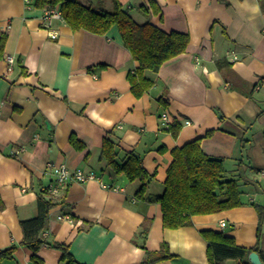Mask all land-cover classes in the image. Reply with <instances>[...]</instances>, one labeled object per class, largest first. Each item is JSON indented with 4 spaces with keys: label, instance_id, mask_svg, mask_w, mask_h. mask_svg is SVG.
I'll return each mask as SVG.
<instances>
[{
    "label": "crops",
    "instance_id": "crops-1",
    "mask_svg": "<svg viewBox=\"0 0 264 264\" xmlns=\"http://www.w3.org/2000/svg\"><path fill=\"white\" fill-rule=\"evenodd\" d=\"M78 1L106 10L117 1L135 22L186 33L189 42L157 71L145 70L154 83L136 96L127 73L138 62L116 26L95 34L52 19V38L46 6L0 0V249L15 246L13 258L0 264H36L33 254L41 264H67L58 247L33 251L22 244L21 221L38 215L37 196L45 192L55 205L40 237L64 244L70 264H141L161 242L173 257L149 264H211L202 234L209 229L246 248L258 243L264 263V218L259 230L256 207H264V0ZM7 54L15 59L12 70ZM163 112L168 124H161ZM174 121L181 128L176 137L167 130ZM105 135L115 142L118 162L132 151L141 155L153 174L145 194L156 196L170 150L200 138L205 154L222 159L226 178L238 180L243 203L164 228L159 203L136 197L140 182L101 157ZM48 162L94 171L119 189L88 180L53 194Z\"/></svg>",
    "mask_w": 264,
    "mask_h": 264
},
{
    "label": "trees",
    "instance_id": "trees-1",
    "mask_svg": "<svg viewBox=\"0 0 264 264\" xmlns=\"http://www.w3.org/2000/svg\"><path fill=\"white\" fill-rule=\"evenodd\" d=\"M33 4L35 7L58 6L63 20L72 29L83 28L95 34H103L111 26H116L123 45L138 62V66L127 73L131 90L136 96L141 95L154 83L144 76L145 70L157 71L164 61L184 52L189 42L186 33L165 31L150 22H135L129 12L121 8L117 1H114L112 10L94 8L78 0H34ZM3 40L4 36L1 37L0 42L2 43ZM179 129H181L180 124L176 121L170 123L167 128L174 137L177 136ZM211 132L208 130L207 134ZM70 141L79 147L82 146L73 136ZM114 144L113 139L105 135L102 139L101 157L117 174L123 173L129 180L137 179L140 182L135 193L136 197L144 198L147 202L159 203L162 214L161 225L164 228L191 225L193 215L216 213L225 208L239 207L243 203L238 180L226 178L222 159L205 154L200 147V138L170 150L173 159L166 170L164 189L157 196L145 194L153 174L145 171L141 155L132 151L127 153L123 161L118 162ZM45 193L37 196L38 215L21 221L22 244L33 251L41 245L58 247L62 250L63 259H67V264H70L71 254L64 244L49 243L40 237V233L47 227L49 210L55 205L52 197ZM256 207L260 230L264 207L261 205ZM202 234L208 243L207 257L211 264H225L228 260H234L233 264H251L247 256L253 250L258 251L262 257V250L257 248L258 243L246 248L238 245L232 236L221 231L209 229L203 230ZM261 236L259 232L258 240ZM14 250L15 246L10 245L0 249V261L13 258ZM146 257L141 264L155 263L160 259L172 258L173 255L168 250L167 244L161 242L159 250L154 253L147 252ZM31 259L36 264H41V260L35 254Z\"/></svg>",
    "mask_w": 264,
    "mask_h": 264
},
{
    "label": "built area",
    "instance_id": "built-area-1",
    "mask_svg": "<svg viewBox=\"0 0 264 264\" xmlns=\"http://www.w3.org/2000/svg\"><path fill=\"white\" fill-rule=\"evenodd\" d=\"M25 3L27 2V4L31 3L32 0H24ZM44 17L45 19H47V23H46V27L47 30L49 31V36L52 38H55L57 36V33L51 29H49V27L51 26L50 21L52 19H58V20H63L62 15H61V11L59 9L58 6H46L44 8ZM5 60L7 61V69L8 70H12L13 64H14V57L10 54L5 55ZM160 120H161V124H168L169 121V116L167 115L166 112H163L160 115ZM186 124H189L190 121L189 120H185ZM46 168L49 172H51L54 176V185L50 186L48 188V191L51 193H57L59 191V189L63 186H65L66 183L68 182H80L83 183L85 181L88 180H96L99 182V184L103 187V188H108V189H119L118 186H114V185H110L108 183H105L101 176L96 174L94 171H84L81 168H75V169H71L65 165H56L54 163L48 162L46 164ZM264 172V170L262 171ZM57 218L60 220H67V221H72V218L69 214H60L57 215ZM220 225L224 226V221H220ZM43 234L45 235L46 232H43Z\"/></svg>",
    "mask_w": 264,
    "mask_h": 264
},
{
    "label": "water",
    "instance_id": "water-1",
    "mask_svg": "<svg viewBox=\"0 0 264 264\" xmlns=\"http://www.w3.org/2000/svg\"><path fill=\"white\" fill-rule=\"evenodd\" d=\"M247 259L251 264H264L255 250L248 253Z\"/></svg>",
    "mask_w": 264,
    "mask_h": 264
},
{
    "label": "rangeland",
    "instance_id": "rangeland-1",
    "mask_svg": "<svg viewBox=\"0 0 264 264\" xmlns=\"http://www.w3.org/2000/svg\"><path fill=\"white\" fill-rule=\"evenodd\" d=\"M234 263V262H233ZM232 262L230 264H233Z\"/></svg>",
    "mask_w": 264,
    "mask_h": 264
}]
</instances>
